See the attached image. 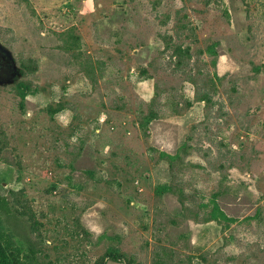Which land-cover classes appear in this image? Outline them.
<instances>
[{"label": "rangeland", "instance_id": "374dc122", "mask_svg": "<svg viewBox=\"0 0 264 264\" xmlns=\"http://www.w3.org/2000/svg\"><path fill=\"white\" fill-rule=\"evenodd\" d=\"M0 51L12 264H264V0H0Z\"/></svg>", "mask_w": 264, "mask_h": 264}, {"label": "trees", "instance_id": "16d2710c", "mask_svg": "<svg viewBox=\"0 0 264 264\" xmlns=\"http://www.w3.org/2000/svg\"><path fill=\"white\" fill-rule=\"evenodd\" d=\"M2 202H3V195L0 189V207L2 206ZM111 258L117 261L123 260L122 256L116 253L111 254ZM0 264H12L10 260V256L6 252L2 251L1 249H0Z\"/></svg>", "mask_w": 264, "mask_h": 264}, {"label": "flooded vegetation", "instance_id": "af4514ba", "mask_svg": "<svg viewBox=\"0 0 264 264\" xmlns=\"http://www.w3.org/2000/svg\"><path fill=\"white\" fill-rule=\"evenodd\" d=\"M3 57L4 56H3L2 52L0 51V61L2 60ZM5 73H7V70L3 66V62H0V76L3 75V74H5Z\"/></svg>", "mask_w": 264, "mask_h": 264}]
</instances>
